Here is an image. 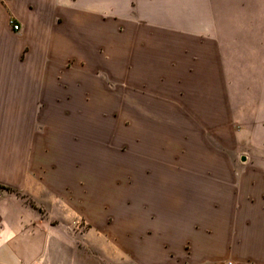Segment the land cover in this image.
Wrapping results in <instances>:
<instances>
[{"label": "rangeland", "instance_id": "374dc122", "mask_svg": "<svg viewBox=\"0 0 264 264\" xmlns=\"http://www.w3.org/2000/svg\"><path fill=\"white\" fill-rule=\"evenodd\" d=\"M145 2L98 16V56L83 57L71 81L80 108L13 128V199L49 204L79 247L96 254L110 243L115 264L125 233L130 264H204L158 228L180 216L199 234L217 200L197 193L216 194L219 169L250 166L251 96L249 79L234 77L235 32L244 56L251 5L255 16L264 0ZM7 23L0 13V29Z\"/></svg>", "mask_w": 264, "mask_h": 264}, {"label": "crops", "instance_id": "0c3cea01", "mask_svg": "<svg viewBox=\"0 0 264 264\" xmlns=\"http://www.w3.org/2000/svg\"><path fill=\"white\" fill-rule=\"evenodd\" d=\"M145 4L149 3L0 0L5 20L20 26L13 31L7 23L0 29V264H91L94 260L115 264L110 243L96 244L100 251L96 254L89 253L92 248L79 247L74 232L61 229L62 221L51 220L49 204L40 210L13 199V128L49 125L43 120L50 115L41 112L65 111L67 104L78 103L80 108L81 92L71 81L81 78L83 57L91 61L98 56L103 36L98 16L127 14L128 9ZM255 9L254 16L251 5L249 35L244 39L248 51L244 49L243 56L237 30L234 49V77L249 79L250 166L219 169L220 176L213 179L220 187L216 194L197 193L217 200L199 234L184 226L188 220L180 216H170L171 225L158 228L171 232L166 243L177 252L188 245L206 256L204 264H264V7ZM104 43L108 45L107 32ZM124 220L129 223V217ZM120 248L121 264H130L128 233L123 234Z\"/></svg>", "mask_w": 264, "mask_h": 264}, {"label": "built area", "instance_id": "2783aa9c", "mask_svg": "<svg viewBox=\"0 0 264 264\" xmlns=\"http://www.w3.org/2000/svg\"><path fill=\"white\" fill-rule=\"evenodd\" d=\"M9 24H10V26H11V29L13 30V31H18L19 29H20V26H19V24H17V23H14L13 21H11V20H9Z\"/></svg>", "mask_w": 264, "mask_h": 264}]
</instances>
